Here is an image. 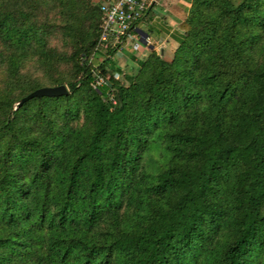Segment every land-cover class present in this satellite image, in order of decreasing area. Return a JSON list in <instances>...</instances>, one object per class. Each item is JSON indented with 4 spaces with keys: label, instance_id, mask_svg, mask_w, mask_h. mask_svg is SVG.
<instances>
[{
    "label": "trees",
    "instance_id": "1",
    "mask_svg": "<svg viewBox=\"0 0 264 264\" xmlns=\"http://www.w3.org/2000/svg\"><path fill=\"white\" fill-rule=\"evenodd\" d=\"M102 1L0 0V264H264V0L130 70Z\"/></svg>",
    "mask_w": 264,
    "mask_h": 264
},
{
    "label": "built area",
    "instance_id": "2",
    "mask_svg": "<svg viewBox=\"0 0 264 264\" xmlns=\"http://www.w3.org/2000/svg\"><path fill=\"white\" fill-rule=\"evenodd\" d=\"M156 0H104L99 4L102 14L99 43L103 46L97 49L102 54H109V45L114 46L123 38L129 39L130 30L136 29V23L151 9ZM140 39V35H139ZM121 47V46H120ZM120 49V48H119ZM93 84L97 87L104 83L100 75Z\"/></svg>",
    "mask_w": 264,
    "mask_h": 264
},
{
    "label": "crops",
    "instance_id": "3",
    "mask_svg": "<svg viewBox=\"0 0 264 264\" xmlns=\"http://www.w3.org/2000/svg\"><path fill=\"white\" fill-rule=\"evenodd\" d=\"M174 4L170 7L166 13V15L159 10L154 8V5L149 10L151 13L155 14L154 22L152 25H149V28L151 29V26H155L158 30L157 35L158 39H160L158 44L149 43L152 42V39L150 38L151 32L150 30H145L143 28H140L139 26H136V28L141 29L147 36H146V42L140 41L144 44H148L150 50H158L160 49L163 54H165L166 51H170L169 54L171 55L173 50L178 46L179 42L181 41L183 37V32L180 28V23L184 20L187 11L190 7V0H173ZM160 8V7H159ZM135 33H138L135 29ZM160 37V38H159ZM125 44V42H124ZM122 44V46L124 45ZM122 46L120 49H122ZM118 49V52L119 50ZM130 54V53H128ZM127 53L122 55V60L124 67H127L130 59V55ZM135 62L138 63V59L135 60ZM123 67V66H122Z\"/></svg>",
    "mask_w": 264,
    "mask_h": 264
},
{
    "label": "rangeland",
    "instance_id": "4",
    "mask_svg": "<svg viewBox=\"0 0 264 264\" xmlns=\"http://www.w3.org/2000/svg\"><path fill=\"white\" fill-rule=\"evenodd\" d=\"M174 1L173 0H156V3L154 5V8L162 11L165 15L169 9V5L170 7L173 6ZM160 7V8H159ZM155 14L151 13L150 11H148L144 17H142V19L138 20L136 23V26H139L140 28H143L145 30H150L151 35L150 38L152 39V42H149L150 44H158L160 39H158V35H157V28L155 26H151V29L149 28V25H152L154 22V18H155ZM160 38V37H159ZM150 49L148 44H144L139 40V37L137 35V33H131L129 36V39H127L125 41V44L122 46V49L117 50V52L114 54V60L117 62L118 65H120V67H124L123 65V61L120 59L122 58V55L125 53H130L128 55H130V61L127 65V67H124L127 69H133L136 68L137 62H135L136 59L141 60L143 59L145 56H147L150 53ZM169 50L165 52V56H167V58L170 56L169 54Z\"/></svg>",
    "mask_w": 264,
    "mask_h": 264
},
{
    "label": "water",
    "instance_id": "5",
    "mask_svg": "<svg viewBox=\"0 0 264 264\" xmlns=\"http://www.w3.org/2000/svg\"><path fill=\"white\" fill-rule=\"evenodd\" d=\"M138 34L140 35V40L143 41L144 43L146 42V34L141 30L136 28ZM68 93V89L65 84L61 85H55V86H43L39 87L31 92H29L27 95L23 96L19 102L18 105L23 103L24 101L35 97V96H59L62 94Z\"/></svg>",
    "mask_w": 264,
    "mask_h": 264
}]
</instances>
